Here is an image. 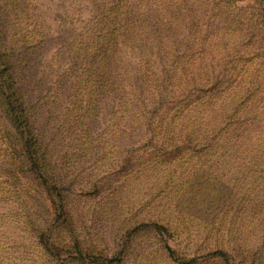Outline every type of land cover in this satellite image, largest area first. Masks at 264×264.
<instances>
[{"label": "rangeland", "instance_id": "1", "mask_svg": "<svg viewBox=\"0 0 264 264\" xmlns=\"http://www.w3.org/2000/svg\"><path fill=\"white\" fill-rule=\"evenodd\" d=\"M103 1L0 0V85L23 116L0 93V264H264L262 109L162 78L159 49L188 53L194 31L174 9L151 28L157 81L138 43L124 82H98L83 37Z\"/></svg>", "mask_w": 264, "mask_h": 264}, {"label": "trees", "instance_id": "2", "mask_svg": "<svg viewBox=\"0 0 264 264\" xmlns=\"http://www.w3.org/2000/svg\"><path fill=\"white\" fill-rule=\"evenodd\" d=\"M235 1L190 0L188 4L185 0H159L156 5L160 18L155 20L148 0H104L97 14L85 23L83 39L93 53L89 55V74L96 75L94 62L98 57L102 66L98 82H116L118 77L124 82V75L119 72L121 46L138 43L141 46L142 43L147 52L141 58L140 73L146 75L145 64L159 62L161 58L157 53H161L164 58L162 78L166 76L165 80L169 82L180 79L191 82L180 88L182 91L193 94L222 92L227 98H244L260 106L264 115V8L239 7ZM169 10L177 17L194 19L191 22L194 31L187 40L188 53L179 55L177 51L166 52L162 48L157 53L153 51L155 44L152 43L161 44L162 40H157L151 28L160 24ZM168 61H171L170 70L166 66ZM185 64L188 67L184 71ZM149 74L146 75L149 81H157L153 72ZM2 87L0 85L5 110L14 120L22 122L20 106L12 101L15 96L2 92ZM25 146L28 159L35 161L32 151L29 152L32 144L26 141Z\"/></svg>", "mask_w": 264, "mask_h": 264}]
</instances>
